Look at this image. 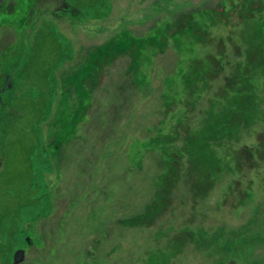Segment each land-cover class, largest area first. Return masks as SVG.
<instances>
[{
    "label": "rangeland",
    "instance_id": "obj_1",
    "mask_svg": "<svg viewBox=\"0 0 264 264\" xmlns=\"http://www.w3.org/2000/svg\"><path fill=\"white\" fill-rule=\"evenodd\" d=\"M65 1L0 14V264H264V0Z\"/></svg>",
    "mask_w": 264,
    "mask_h": 264
},
{
    "label": "flooded vegetation",
    "instance_id": "obj_2",
    "mask_svg": "<svg viewBox=\"0 0 264 264\" xmlns=\"http://www.w3.org/2000/svg\"><path fill=\"white\" fill-rule=\"evenodd\" d=\"M14 1H17V0H0V14L2 13V11L5 12L6 14H7V12L9 13V11L11 13L13 7H11V10H10L9 9V6H12V3ZM42 1L43 0H32V2L35 3L38 7L41 6V2ZM54 2L56 3L57 6H53V8L50 9L51 13H53V11H55L56 13H58V15H60V17H64V16H67V15L70 16L71 14L74 15L73 14V10L71 8H69L67 5H63L62 3L58 2L57 0H54ZM61 4H62V7L63 8H60L59 5H61ZM2 15H4V14H2ZM24 22H28V20L25 18V19L22 20V22L20 21V24H22ZM1 34H2V32H1ZM0 41H1V43H5V39L1 35H0ZM104 45H106V44H104ZM103 46H101V48H100L101 53H102L101 56H104V57H107L108 58V54H107L108 49H106L105 47L103 48ZM2 69L4 71H7V75L5 76L4 81L0 83V86L2 85V87L0 88V94L2 92L6 91V89L10 87V81H11V76H9V74H10L11 71L10 70H6L4 67ZM28 244H29L28 247H30L31 244L29 242H28Z\"/></svg>",
    "mask_w": 264,
    "mask_h": 264
},
{
    "label": "bare ground",
    "instance_id": "obj_3",
    "mask_svg": "<svg viewBox=\"0 0 264 264\" xmlns=\"http://www.w3.org/2000/svg\"><path fill=\"white\" fill-rule=\"evenodd\" d=\"M50 1H52V0H50ZM58 2H60V3H62L63 5H67L69 8H71L72 10H73V14L74 15H72V16H76V14L74 13V12H77V14L78 15H80V11L77 9V8H74V7H71V6H69V4L68 3H66V1L65 0H57ZM53 2H54V0H53ZM11 4V3H10ZM16 5V1H14L13 3H12V7L14 8V6ZM13 8H12V10H13ZM29 8L30 9H28V12H29V14H28V17H26V19L28 20V22H31L32 24H33V26L34 27H37V26H35V24H34V19L33 18H36V13H37V11H38V13L41 15L42 13H44L43 15H41L42 17L41 18H43V17H45L46 15H50V14H52L53 15V18H59V19H61V17H60V15H58V13H56L55 11H53V13H51V11H46V10H44V11H40L39 9V7L35 4V3H29ZM10 10H11V8H10ZM39 15V16H40ZM47 17V16H46ZM74 18V17H73ZM73 18H71V17H69V19H73ZM37 21H38V18H37ZM1 24L2 23H4V21H1L0 22ZM1 24H0V27H1ZM21 25H23V23L21 24ZM171 25L173 26L174 24L173 23H171ZM11 27V26H10ZM169 28H171V26H169ZM172 31H174V30H172ZM9 33L10 34H12V32L10 31V29H9ZM1 42V41H0ZM4 47H7L6 49H8V50H11L10 52L12 53L13 52V50H12V48H10L11 47V40L9 39V37H7L6 36V39H5V43H1ZM8 46H10V47H8ZM110 50V48L108 47V51ZM5 52V51H4ZM5 53H9V52H5ZM5 53H2V57L0 58V67H3V61L4 60H6V58H7V56H5ZM23 57H21L20 59H21V61L23 60L22 59ZM19 59V56L17 55V54H12L11 56H10V59H7V62H9V63H14L15 61L17 62V61H19L18 60ZM103 59V61L104 62H106V60H105V58H102ZM103 62V64H105ZM3 72H4V70H3ZM5 74L7 75V73L5 72Z\"/></svg>",
    "mask_w": 264,
    "mask_h": 264
},
{
    "label": "trees",
    "instance_id": "obj_4",
    "mask_svg": "<svg viewBox=\"0 0 264 264\" xmlns=\"http://www.w3.org/2000/svg\"><path fill=\"white\" fill-rule=\"evenodd\" d=\"M110 46V44H108V45H104L103 46V48L105 47L106 49H108V47ZM100 48L101 47H99V49L97 48V51H99L100 50ZM259 49V48H258ZM257 49V50H258ZM260 50V49H259ZM58 147V146H57ZM62 147V145L60 144L59 145V149ZM168 193V192H167ZM163 197L164 196H162L161 194H160V192L158 191V192H156V195H155V199H154V201L150 204V206H148V210L147 211H152L154 208H156L157 206H159V204H158V202H159V200L162 198L163 199ZM163 203H164V201H163ZM162 203V204H163ZM153 205V206H152ZM163 206V205H162ZM148 213V212H147ZM29 243L31 244V242H30V240H29Z\"/></svg>",
    "mask_w": 264,
    "mask_h": 264
},
{
    "label": "water",
    "instance_id": "obj_5",
    "mask_svg": "<svg viewBox=\"0 0 264 264\" xmlns=\"http://www.w3.org/2000/svg\"><path fill=\"white\" fill-rule=\"evenodd\" d=\"M24 255H25L24 250H17L13 256V264H19L20 262H22L24 259Z\"/></svg>",
    "mask_w": 264,
    "mask_h": 264
}]
</instances>
